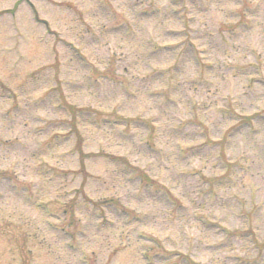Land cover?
<instances>
[{
  "label": "rangeland",
  "instance_id": "obj_1",
  "mask_svg": "<svg viewBox=\"0 0 264 264\" xmlns=\"http://www.w3.org/2000/svg\"><path fill=\"white\" fill-rule=\"evenodd\" d=\"M0 264H264V0H0Z\"/></svg>",
  "mask_w": 264,
  "mask_h": 264
}]
</instances>
